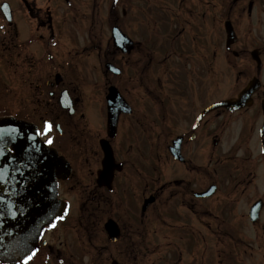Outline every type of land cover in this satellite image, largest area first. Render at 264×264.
<instances>
[{"label": "flooded vegetation", "instance_id": "flooded-vegetation-1", "mask_svg": "<svg viewBox=\"0 0 264 264\" xmlns=\"http://www.w3.org/2000/svg\"><path fill=\"white\" fill-rule=\"evenodd\" d=\"M7 1L10 21L0 4V89L16 95V85L23 96L25 84L32 91L29 102L20 98L16 113L9 106L2 110L37 125L41 133L51 124L41 136L70 162V170L59 175L62 218L44 227L29 264H73L71 231L83 239L86 253L91 249L97 255L75 264H114L115 252L158 249L161 262L145 255V264H215L211 241L228 239L230 250L239 251L248 244L249 227L262 233L264 250V136L258 135L264 125V43L250 48L242 38L248 19L264 21V0H160L157 5L152 0H16L17 6ZM112 87L122 96L119 106L108 103ZM231 99L241 100L238 110L215 108ZM234 128L238 140L228 153L244 151L249 161L240 168L241 181L229 183L219 198L224 174L216 163L218 149L234 137ZM253 134L256 150L249 147ZM135 145L158 157L160 175L147 182L134 221L148 216L162 229L151 224L155 229L133 237ZM65 183L81 191L75 219H70L73 202L62 197ZM212 185L213 193L202 196ZM229 189L240 190L242 197L235 192L229 198ZM255 203L259 211L252 221ZM123 204L128 207L122 212ZM110 220L120 229L117 242L106 229ZM199 239L209 247L195 246ZM178 242L183 251L178 246L173 251Z\"/></svg>", "mask_w": 264, "mask_h": 264}, {"label": "water", "instance_id": "water-1", "mask_svg": "<svg viewBox=\"0 0 264 264\" xmlns=\"http://www.w3.org/2000/svg\"><path fill=\"white\" fill-rule=\"evenodd\" d=\"M66 165L55 149L40 143L32 125L0 119V259L23 256L54 217L60 207L55 171Z\"/></svg>", "mask_w": 264, "mask_h": 264}, {"label": "rangeland", "instance_id": "rangeland-1", "mask_svg": "<svg viewBox=\"0 0 264 264\" xmlns=\"http://www.w3.org/2000/svg\"><path fill=\"white\" fill-rule=\"evenodd\" d=\"M3 0H0V2ZM13 1L14 6H17V1L16 0H11ZM153 5L156 4V2H160V0H152ZM157 5V4H156ZM262 8L264 7V3L261 5ZM264 19V17H263ZM248 25L247 27L242 31V38L244 39V41L248 42L250 45V48L252 47L253 42H263L264 43V21L260 18V20H258L257 18H255V16H253L251 19H248ZM264 46V44H262ZM224 49V47H223ZM264 49V48H263ZM94 80L97 81V79L94 77ZM11 90V89H10ZM28 91H32V88L29 87V89L25 86L24 84V91H23V96L21 91L18 89H16V85H14V89L12 92H16V95L11 94L10 92L8 93H4V91L2 89H0V110L4 109L6 106V108H11L13 113H16L19 110V107H21V102H20V98L22 97V99L24 100V102L28 101V99L31 97V95L28 93ZM221 89L218 87L217 88V94L219 95L221 93ZM29 102V101H28ZM6 103H9L8 105H5ZM28 106V105H25ZM31 107L29 108L30 110L34 111V105H30ZM23 110V107H22ZM1 112V111H0ZM244 126H246V124H244ZM256 132V130L254 131V133ZM231 135H234V137L232 138L231 136H228L225 139L224 145L218 149V152H221V154H218L219 157H217L216 159V163H219L218 166V170L221 171V174H224L223 179L221 180L223 182V191L221 192V196L219 198H222V196H224V191L226 189H228L230 187L229 183H236V182H240L241 181V177H242V172L240 170L241 166L244 165L247 161V155L244 151H239L232 154L228 153V149L230 148V146H235L238 140V128H234V133H232ZM254 139L255 135H251L250 139H249V147H251L252 149L256 150L257 146L254 143ZM252 140V141H251ZM221 145V144H220ZM250 149V148H249ZM253 161L256 159V153L253 151ZM220 158V159H219ZM77 163V161H76ZM75 163V164H76ZM80 163H78V167H80ZM224 172V170H226V172ZM156 175H160V162L158 161V157L157 156H151L150 153L148 152L147 154H143L139 151H137V146L135 145L132 148V215L130 217V219L132 220V236H134V233L141 230L146 229V231H149L151 229H155L157 227V229H162V227H160V222L159 221H153L152 219H148L146 217H139L137 222L134 221V219L136 218V214L140 215V210H141V205L140 207H138L139 203V198L140 196L144 193L145 191V187L147 182H149V180L151 179V177H155ZM222 178V177H221ZM220 178V179H221ZM218 178V180H220ZM69 183V182H68ZM66 186H68L67 183L63 184L62 186V197H66L68 199H70L73 202L72 205V213L70 216V219H75L78 213H79V209H78V204H79V196L80 199L81 197V191L80 190H74L71 191L70 187L66 188ZM240 187V186H239ZM238 187V188H239ZM231 196L228 194V197H235V192L238 193V197L239 199L242 197L240 196V190H227ZM242 200L240 201L239 204H241ZM139 203V204H138ZM234 205H239L237 204L235 201L233 202ZM128 207L126 204H123L121 207V211L123 212V208L124 207ZM76 207V208H75ZM138 209V213H136V209ZM121 212V213H122ZM241 213V212H239ZM126 214V212H125ZM125 222V221H124ZM151 224H154L152 228ZM156 229V230H157ZM141 234V236H143V233H138ZM68 235V234H67ZM157 236V235H156ZM69 237H71L73 243L72 245L74 246V248H72V251H74V253H69V256L72 257V261L74 262L73 264H75L76 262H88V258L89 260H91L93 257H97V255L93 254V252L91 251V249H89V252L86 253L85 250L83 249V247L80 246V242H82L83 245V239L81 237L78 236L77 231H71L69 234ZM202 239V238H201ZM201 239L196 241L195 246H200L201 248L203 247H209V245L207 244L206 241H202ZM246 239V238H244ZM261 239H262V233H257V228L255 227H249V233H248V237L246 239L247 241V245H245L246 247L239 249V251L236 250H230V245L233 243H230V241L228 239H226L225 243H221L218 244V242L216 241H211L214 245L212 246L213 248H216V253H215V264H264V250L262 251L260 248L261 245ZM70 241V239H68ZM100 241V240H99ZM193 244V245H194ZM246 244V242H245ZM75 246H78L77 248H75ZM176 246L179 247L180 251H183V247H182V242H178L174 244L173 247V251H176ZM164 249V248H163ZM144 251V250H143ZM172 251V252H173ZM116 256V259L119 262H127V264H145L148 260L145 257V255H148V257L150 256L152 258V261H157V262H161V250H157L156 252L152 253V254H144L141 253L139 255H136L135 252L134 254H118V253H114ZM75 255V257H74ZM183 257L185 258L186 256L191 257V255H187V254H182ZM86 256H88V258H85ZM107 256V254H103L102 257ZM111 257V256H110ZM114 257V256H113ZM76 258V259H75ZM150 259V258H149ZM126 264V263H125Z\"/></svg>", "mask_w": 264, "mask_h": 264}, {"label": "snow or ice", "instance_id": "snow-or-ice-1", "mask_svg": "<svg viewBox=\"0 0 264 264\" xmlns=\"http://www.w3.org/2000/svg\"><path fill=\"white\" fill-rule=\"evenodd\" d=\"M51 128H52V125L51 124H47L46 125V129H45V132L44 133H37V135H41V134H47V132H50L51 131ZM49 145H51L52 143H53V141L51 140V139H48L47 141H46ZM60 218H62V217H59V218H57V219H60ZM53 227H55V224H53L52 225ZM39 250L37 249L36 251H33L32 253H31V255H29L28 257H27V259L25 260V262H24V264H29V262L31 261V260H33V258L36 256V254H37V252H38Z\"/></svg>", "mask_w": 264, "mask_h": 264}]
</instances>
